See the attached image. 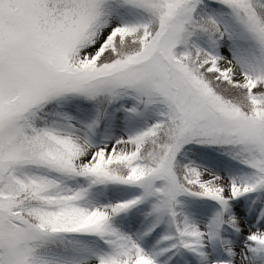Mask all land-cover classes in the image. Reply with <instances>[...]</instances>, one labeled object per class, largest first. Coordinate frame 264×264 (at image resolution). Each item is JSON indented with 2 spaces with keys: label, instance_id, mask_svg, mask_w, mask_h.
Masks as SVG:
<instances>
[{
  "label": "snow or ice",
  "instance_id": "6c2138e0",
  "mask_svg": "<svg viewBox=\"0 0 264 264\" xmlns=\"http://www.w3.org/2000/svg\"><path fill=\"white\" fill-rule=\"evenodd\" d=\"M0 264H264V0H0Z\"/></svg>",
  "mask_w": 264,
  "mask_h": 264
}]
</instances>
